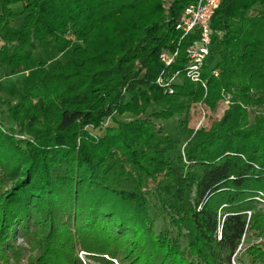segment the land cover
<instances>
[{
  "label": "trees",
  "instance_id": "16d2710c",
  "mask_svg": "<svg viewBox=\"0 0 264 264\" xmlns=\"http://www.w3.org/2000/svg\"><path fill=\"white\" fill-rule=\"evenodd\" d=\"M192 1L0 0V60L12 70H29L38 43H80L65 62H40L9 106L32 139L0 122V264H84L81 250L88 264H233L243 250L264 264V0H224L207 93L184 77L170 94L156 83L159 56ZM228 94L220 122L189 131L173 156L155 120ZM114 114L132 118L103 127Z\"/></svg>",
  "mask_w": 264,
  "mask_h": 264
},
{
  "label": "rangeland",
  "instance_id": "374dc122",
  "mask_svg": "<svg viewBox=\"0 0 264 264\" xmlns=\"http://www.w3.org/2000/svg\"><path fill=\"white\" fill-rule=\"evenodd\" d=\"M165 6L168 7V0H166ZM18 12V16L13 19L12 26L19 27L22 24L23 16L20 14L22 9L21 4L13 6ZM1 10V6H0ZM255 12V11H254ZM3 41L0 40V48ZM80 45L79 42L74 41L71 48L60 47L54 44L38 43L36 50L30 60L29 70L25 72H16L12 68L5 65L0 60V122L6 129L14 128V134L18 139H32L30 134L23 132L20 128L15 126V123L7 117L8 109L10 105H13L18 100V93L26 88L32 86L37 80V66L40 62H44L48 67H53L59 62H65L72 57L73 49ZM218 50H215L212 56L209 58V62L212 65L218 62ZM231 95L228 94L226 99L211 106L199 104H193L188 112L181 115L174 116L173 118L166 120H155V124L159 129V137L165 139L164 145L170 143L172 145L171 153L173 156H178L183 153L184 147L189 139V131H197L201 128L209 129L213 125H216L223 118L224 114L228 110ZM228 100V101H227ZM159 107L152 104L147 112L148 114L158 111ZM260 110V109H257ZM256 109L249 110L250 122L254 121V115ZM130 114L118 115L114 114L112 118H109L102 125L103 127L110 126L114 121H127L131 119ZM91 129V128H90ZM102 130H93V133L100 134ZM261 204L258 208H262L264 211V196L261 198ZM169 220L159 217L157 219V230L167 223ZM259 239L255 237H248L247 243L252 244ZM186 240H184V243ZM247 246V245H246ZM88 263H91L89 259H86ZM92 264H99L94 262ZM233 264H252L247 253L243 250L239 253V259L233 260Z\"/></svg>",
  "mask_w": 264,
  "mask_h": 264
},
{
  "label": "built area",
  "instance_id": "2783aa9c",
  "mask_svg": "<svg viewBox=\"0 0 264 264\" xmlns=\"http://www.w3.org/2000/svg\"><path fill=\"white\" fill-rule=\"evenodd\" d=\"M223 1L193 0L183 9L176 24V30L181 33L180 38L173 39L170 43L171 47L164 48L159 56L163 67L156 78V83L165 92L174 93L175 85L186 77L200 84L207 93L208 81L203 73L212 54L215 37L212 19ZM185 41L188 43L186 46H184ZM212 73L217 77L220 71L213 69ZM202 105L205 104H199L203 107ZM80 257L84 264H88L87 252L81 250Z\"/></svg>",
  "mask_w": 264,
  "mask_h": 264
}]
</instances>
